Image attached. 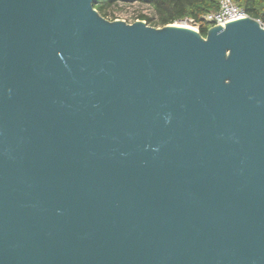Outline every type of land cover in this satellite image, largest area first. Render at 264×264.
Listing matches in <instances>:
<instances>
[{"label":"water","instance_id":"water-1","mask_svg":"<svg viewBox=\"0 0 264 264\" xmlns=\"http://www.w3.org/2000/svg\"><path fill=\"white\" fill-rule=\"evenodd\" d=\"M94 2L0 0V264H264V26Z\"/></svg>","mask_w":264,"mask_h":264},{"label":"trees","instance_id":"trees-1","mask_svg":"<svg viewBox=\"0 0 264 264\" xmlns=\"http://www.w3.org/2000/svg\"><path fill=\"white\" fill-rule=\"evenodd\" d=\"M139 3L151 9L153 17L140 14L139 20L153 27L173 25L176 21L187 18L199 23V32L205 36L207 26L202 23V16L216 12L220 0H95L94 8L106 18L107 9L118 5ZM249 17L258 20L264 26V0H232Z\"/></svg>","mask_w":264,"mask_h":264},{"label":"built area","instance_id":"built-area-1","mask_svg":"<svg viewBox=\"0 0 264 264\" xmlns=\"http://www.w3.org/2000/svg\"><path fill=\"white\" fill-rule=\"evenodd\" d=\"M140 14H143L145 16H149L145 12H142ZM246 16L247 15L242 11V9L238 8L232 2V0H220L219 9L216 12H211V13H208V14L202 16L201 20H202V23H204L207 26V28H209V27L214 26V25H224L228 21L240 19V18H243ZM136 20H139L138 17H136L133 20V22ZM173 25L190 27V28L198 30V31H199V27H200L199 23L195 22L192 19H187V18L178 20Z\"/></svg>","mask_w":264,"mask_h":264},{"label":"rangeland","instance_id":"rangeland-1","mask_svg":"<svg viewBox=\"0 0 264 264\" xmlns=\"http://www.w3.org/2000/svg\"><path fill=\"white\" fill-rule=\"evenodd\" d=\"M106 11H107L106 19L109 21L119 19V20H124L127 23H131L142 12H145L150 17H153L151 9H149L148 7L142 6L136 2L129 4V5H125V6L118 5L116 7L109 8Z\"/></svg>","mask_w":264,"mask_h":264},{"label":"bare ground","instance_id":"bare-ground-1","mask_svg":"<svg viewBox=\"0 0 264 264\" xmlns=\"http://www.w3.org/2000/svg\"><path fill=\"white\" fill-rule=\"evenodd\" d=\"M208 29V28H207Z\"/></svg>","mask_w":264,"mask_h":264}]
</instances>
